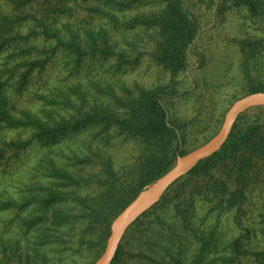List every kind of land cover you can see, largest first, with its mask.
Wrapping results in <instances>:
<instances>
[{"label": "trees", "instance_id": "obj_1", "mask_svg": "<svg viewBox=\"0 0 264 264\" xmlns=\"http://www.w3.org/2000/svg\"><path fill=\"white\" fill-rule=\"evenodd\" d=\"M23 1L26 4L32 0ZM79 2L88 4V9L99 14L102 22L92 28L80 26L83 33L69 31L66 36L58 30H51L48 22L44 23L41 31L32 28L25 34L12 17L0 11V55L14 43L26 40L30 35L44 36L41 46L43 50L38 56L22 61L21 67L13 64L14 60L9 57L0 61V131L26 129L31 132L28 138H0V167L19 158L34 141L49 147L64 135L87 126H92L96 134L126 135L140 140L147 149L161 153L171 152L160 157L148 155L138 169L136 180L134 172L129 174L127 168L116 169L112 157L100 149L75 153L70 158L68 167L50 163L45 166L44 172L45 175L59 179L60 185L71 188L75 191L74 194H65L60 188L45 186L42 189L46 195L26 196L21 202L2 200L0 210L13 208L18 209L20 214L36 204L37 211L32 212L30 217L21 216L20 223L28 229L39 226L37 230L42 232L39 245L60 243V230L63 227L75 225L82 218L87 219L81 241L89 248L98 250L90 263L93 264L105 249L114 218L146 185L164 175L172 167L178 154L184 155L206 142L218 132L222 124L196 147L180 150L177 130L170 125L168 111L162 102L168 91L159 87L141 89L136 98L127 102L125 110L120 114L99 110L74 120L63 118L49 123L30 110H18L12 102L10 89L19 93L27 89L35 74L46 72L58 55H64L67 59L65 69L71 72L77 69L83 58L91 56L115 57L120 65L139 62L144 51L132 55L135 53V45L129 38L130 32L137 27L148 31L141 39H146L143 47L154 61L174 73L187 67V49L197 36L200 24L185 8L182 0H43L42 15L46 19L51 13L58 15L72 12ZM222 2H226L229 7H247L251 19L264 13V0ZM141 5L144 11L131 12ZM120 37L125 39L127 45L122 43ZM261 40L244 38L241 42L242 50H259ZM13 79L15 82H12ZM81 90L79 86L68 85L67 89L59 90L60 96L41 97L49 105L68 104L71 102L70 91L84 98ZM260 91H264V85L251 86L235 97L234 101L246 94ZM253 109L259 110L262 117L249 121L246 117ZM263 119L264 108L259 106L242 113L222 148L199 161L186 175L175 181L160 201L128 228L112 264H135L132 261L135 255L132 249L135 245L138 246V254L145 257L149 253L156 256L161 252L165 253L164 257L156 259L157 264H236L237 260L238 264H242V256L248 250L243 247L240 236L226 239L221 224L223 219L231 215L236 228L246 229L242 218L246 212L247 186L263 169ZM227 166L235 173L232 180L234 187L227 178L216 175L217 168ZM38 169L43 171L42 164ZM80 189H88V192L81 195ZM199 198L206 203V208L201 212L195 210V200ZM64 199H71L75 203V207L66 213L54 209ZM77 208L83 212L79 217H76ZM170 209L174 212L171 223L167 224L165 215ZM163 244L166 245V250L160 249ZM29 250L33 252L32 249ZM1 251L6 253V248H0ZM24 253L26 256L22 264H39L34 254L29 251ZM254 257L256 264H264V249L255 251ZM2 264L11 263L4 259Z\"/></svg>", "mask_w": 264, "mask_h": 264}, {"label": "rangeland", "instance_id": "obj_2", "mask_svg": "<svg viewBox=\"0 0 264 264\" xmlns=\"http://www.w3.org/2000/svg\"><path fill=\"white\" fill-rule=\"evenodd\" d=\"M42 1L32 0L25 4L23 0H0V11L12 17L25 34L32 28L41 31L45 22H48L51 30H58L64 36L69 31L83 33L80 26L92 28L102 22L101 16L88 9V4L83 2H79L72 12L58 15L51 13L45 19L46 16L42 15ZM182 2L200 24L197 36L187 49L189 61L184 70L174 73L154 61L143 47L146 39H141L148 31L137 27L130 32L129 38L135 45V53L132 55L144 51L139 62L120 65L115 57L91 56L83 58L77 69L71 72L65 69L67 59L64 55H58L46 72L35 74L27 89L20 93L10 89L12 102L18 110H30L45 122L54 123L63 118L74 120L99 110L120 114L125 110L127 102L136 98L141 89L166 88L168 93L162 102L168 111L170 125L177 130L180 150L196 147L219 129L235 97L251 86L264 85V13L251 19L247 7H229L222 0ZM144 10L141 5L131 12ZM244 38L262 39L260 49L252 52L242 50L241 42ZM119 39L127 45L125 39ZM43 42L44 36L30 35L5 50L0 55V61L9 57L14 60L13 64L21 67L26 58L40 54ZM68 85L79 86L84 98L70 91V103L49 105L41 97L60 96L59 90L67 89ZM261 117V112L253 109L248 112L246 119L252 121ZM94 131L92 126L80 128L59 138L49 147L34 141L19 158L3 164L0 167V202H21L26 196H44L46 192L42 187L45 186H54L65 194H74V190L60 185L59 179L45 175L44 172L45 166L50 163L68 167L75 153L100 149L112 157L116 169L127 168L129 174L134 172L137 175L148 155L160 157L171 152L147 149L140 140L126 135H100ZM30 135L31 132L26 129L0 131L3 140L28 138ZM40 164L44 167L43 171L38 169ZM262 168L247 186L246 212L242 218L246 229L236 228L231 215L223 219L221 224L226 239L240 236L243 247L248 250L242 256V264H256L254 252L264 249V162ZM215 172L217 176L227 178L232 187L235 186L232 182L235 173L230 171L229 166L217 168ZM87 190L80 189L81 195H85ZM36 206L20 214L18 209L0 210V248H6V253L0 252V264L4 259H8L11 264H22L25 251L34 254L39 264H90L95 259L98 250L89 248L81 241L82 230L88 223L84 218L60 230V243L39 245L42 234L37 230L39 226L28 229L20 223L21 216L30 217L32 212L37 211ZM73 207L75 203L71 199H64L54 209L66 213ZM204 208V200H195L197 212ZM76 212V217L83 213L80 208ZM173 212L172 209L166 211L167 224L171 223ZM161 246V250H166L165 244ZM132 250L135 254L132 261L135 264H157L156 259L165 256L162 252L159 256L154 253L146 257L139 255L137 245ZM20 253L22 256H19ZM238 263L239 260L236 261Z\"/></svg>", "mask_w": 264, "mask_h": 264}, {"label": "water", "instance_id": "obj_3", "mask_svg": "<svg viewBox=\"0 0 264 264\" xmlns=\"http://www.w3.org/2000/svg\"><path fill=\"white\" fill-rule=\"evenodd\" d=\"M264 108V91L246 94L236 99L227 110L216 134L184 155H177L172 167L154 182L146 185L114 218L111 234L101 255L93 264H112L116 251L128 228L147 210L160 201L167 189L186 175L199 161L222 148L240 115L252 107Z\"/></svg>", "mask_w": 264, "mask_h": 264}]
</instances>
